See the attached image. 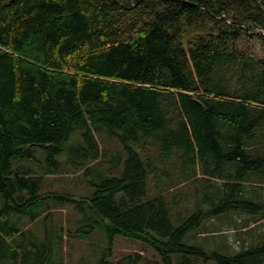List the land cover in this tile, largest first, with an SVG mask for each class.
<instances>
[{"label": "trees", "instance_id": "obj_1", "mask_svg": "<svg viewBox=\"0 0 264 264\" xmlns=\"http://www.w3.org/2000/svg\"><path fill=\"white\" fill-rule=\"evenodd\" d=\"M39 152L94 193H42ZM67 204L76 233L23 224ZM209 217L264 220V0H0V264H65V241L98 228L107 256L122 236L163 264H264V235L232 255L197 244Z\"/></svg>", "mask_w": 264, "mask_h": 264}, {"label": "rangeland", "instance_id": "obj_2", "mask_svg": "<svg viewBox=\"0 0 264 264\" xmlns=\"http://www.w3.org/2000/svg\"><path fill=\"white\" fill-rule=\"evenodd\" d=\"M233 46L244 56H252L257 60L263 59L262 47L259 41L243 36L239 41L233 44ZM39 163H26L29 167L34 168L36 174L44 175L42 182V193H61L70 194L74 197H88L91 196L95 188L89 183L92 180L91 174H82V171L71 173L68 171L65 174H46L47 166H43V153L37 154ZM68 156L60 157L61 165L67 162ZM41 165V166H40ZM68 169V166L65 165ZM64 169V168H63ZM67 169H64L65 171ZM186 185L180 189H184L189 197L194 202L196 199V192L193 191V186ZM206 184H196V187L203 189ZM178 191V190H177ZM192 202V203H193ZM51 205L52 202H50ZM191 203V204H192ZM190 204V205H191ZM244 215L231 214V218L241 221ZM81 218L77 209L73 204H67L62 209H53L41 216V219L35 223H30L28 219L24 218V226L31 228L38 236L40 241L46 240L55 228L61 229L65 232L72 231L76 233L79 228ZM79 222V224H78ZM84 225V224H83ZM205 232L211 234L197 233L194 240L202 247H208L212 250H219L228 255L237 253L238 251L251 246L256 245L260 238L264 235V220L259 222L253 229V233L247 234L248 231L243 228L240 232L235 230V223L230 222L225 218L209 217L203 226ZM218 231V232H215ZM203 232V231H202ZM84 238L79 236H70L65 241V244L61 250L65 264H103L106 260V264H115L120 262L124 257L129 255L140 254L143 258L139 264H163L162 258H160L156 251L148 247L145 243L139 240H132L118 236L115 238L111 255L107 256L109 246V238L104 229L98 228L95 232L88 235L87 232ZM212 235H216L217 239L212 240ZM257 240H256V239ZM257 242V243H256ZM200 264H203L202 262ZM214 264V263H207Z\"/></svg>", "mask_w": 264, "mask_h": 264}]
</instances>
